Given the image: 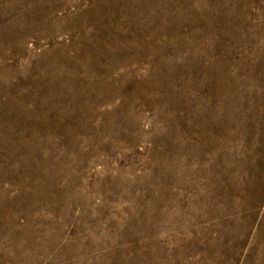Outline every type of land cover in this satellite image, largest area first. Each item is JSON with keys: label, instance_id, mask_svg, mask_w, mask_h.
I'll return each instance as SVG.
<instances>
[{"label": "rangeland", "instance_id": "1", "mask_svg": "<svg viewBox=\"0 0 264 264\" xmlns=\"http://www.w3.org/2000/svg\"><path fill=\"white\" fill-rule=\"evenodd\" d=\"M0 264H264V0H0Z\"/></svg>", "mask_w": 264, "mask_h": 264}]
</instances>
